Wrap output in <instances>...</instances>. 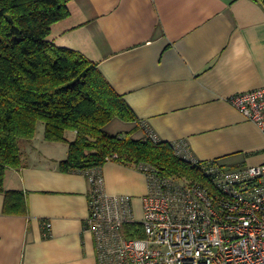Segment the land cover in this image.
<instances>
[{"label": "crops", "instance_id": "1", "mask_svg": "<svg viewBox=\"0 0 264 264\" xmlns=\"http://www.w3.org/2000/svg\"><path fill=\"white\" fill-rule=\"evenodd\" d=\"M67 1L70 16L53 26L50 40L97 64L138 116L136 139L151 130L163 142H187L202 162L264 164V134L227 102L264 88V0ZM126 124L127 132L138 126ZM42 133L38 127L24 167L5 180L7 190L25 194L27 214H5L0 194V264H98L86 229L88 177L61 172L68 145ZM103 176L109 194L133 197L141 218L146 176L115 162Z\"/></svg>", "mask_w": 264, "mask_h": 264}, {"label": "trees", "instance_id": "2", "mask_svg": "<svg viewBox=\"0 0 264 264\" xmlns=\"http://www.w3.org/2000/svg\"><path fill=\"white\" fill-rule=\"evenodd\" d=\"M70 16L67 0H0V194L4 212L26 215L20 190H7L10 170L24 167L26 147L39 125L44 140L68 145L63 173L101 169L108 163L127 168L149 166L165 177L208 184L200 164L176 156L173 143L155 141L148 130L136 139L140 120L106 80L96 63L51 40L53 26ZM116 120L136 123L125 134L106 128ZM75 133L74 140L68 133ZM128 238H143L140 224L125 228Z\"/></svg>", "mask_w": 264, "mask_h": 264}, {"label": "built area", "instance_id": "3", "mask_svg": "<svg viewBox=\"0 0 264 264\" xmlns=\"http://www.w3.org/2000/svg\"><path fill=\"white\" fill-rule=\"evenodd\" d=\"M227 102L264 134V88ZM173 145L176 156L200 164L208 184L141 166L148 182L141 218L133 197L106 191L101 169L85 173L91 187L86 229L94 235L98 264H264V164L226 168L199 161L185 141ZM129 224H140L144 237L128 238Z\"/></svg>", "mask_w": 264, "mask_h": 264}, {"label": "rangeland", "instance_id": "4", "mask_svg": "<svg viewBox=\"0 0 264 264\" xmlns=\"http://www.w3.org/2000/svg\"><path fill=\"white\" fill-rule=\"evenodd\" d=\"M129 129L128 124L118 121L116 120L115 122L111 123L110 125L107 126L106 130L107 132L111 133V134H118V133H122L125 134L127 132V130ZM42 131L44 132V127H42V124L39 125V132L42 133ZM40 135V133H38ZM43 134V133H42ZM38 135V136H39ZM36 145L39 147H41L42 152H47L46 147L43 145H48L45 142H41V140L38 138V140L36 141ZM42 145V146H41Z\"/></svg>", "mask_w": 264, "mask_h": 264}]
</instances>
